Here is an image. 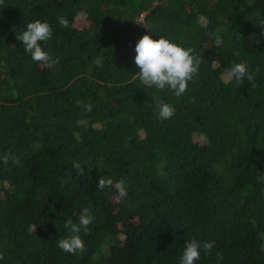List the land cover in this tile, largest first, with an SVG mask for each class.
<instances>
[{
  "label": "trees",
  "instance_id": "trees-1",
  "mask_svg": "<svg viewBox=\"0 0 264 264\" xmlns=\"http://www.w3.org/2000/svg\"><path fill=\"white\" fill-rule=\"evenodd\" d=\"M259 18L264 0H0V154L20 161L0 162V264H179L192 239L215 242L195 264H264ZM36 19L52 28L40 43L54 70L17 39ZM145 34L201 56L181 96L134 76ZM235 63L254 81L226 83ZM101 176L126 181L123 202L97 188ZM84 207L85 251L65 253L64 221Z\"/></svg>",
  "mask_w": 264,
  "mask_h": 264
},
{
  "label": "clouds",
  "instance_id": "clouds-1",
  "mask_svg": "<svg viewBox=\"0 0 264 264\" xmlns=\"http://www.w3.org/2000/svg\"><path fill=\"white\" fill-rule=\"evenodd\" d=\"M62 27H68V21L65 17L57 18ZM258 27L261 29V36H264V18H259ZM52 38V28L49 23L36 19L29 22L17 39L22 42L24 52L30 54L32 61L39 62L45 69H53L59 63V58H53L48 52L44 51L41 43ZM260 43L259 39L255 40ZM134 63L139 71L135 73L145 86H155L159 90L169 89L175 96L179 97L187 90L188 83L193 81L199 74V67L202 63L200 55L194 53L192 48H184L178 43H173L166 36H158L154 39L151 35L145 34L141 36L135 43ZM225 82H231L233 79L238 84H243L245 79L252 82L255 79V72L250 71L246 63H235L232 67L225 71ZM87 111H91V105L84 106ZM155 110L159 118L163 120L170 119L175 114V108L163 100L155 102ZM0 162L8 165L19 164V158L13 156L10 152L0 154ZM77 175H84V167L81 162L74 161L72 165ZM256 181L259 183L264 181V173H257ZM106 187H114L116 191L115 199L123 202L128 195V186L122 178L113 181L111 178L100 177L97 188L103 190ZM78 223H74L72 217H68L64 221V228L68 230L65 238L58 240L57 246L63 252L76 255L85 251V243L79 235L82 230L87 232V226L92 223L93 217L88 207L80 210ZM214 241H200L195 239L185 241L182 255L179 257V264H195L200 259V250L206 254H210ZM3 254H0V260ZM217 259H222V255L217 253Z\"/></svg>",
  "mask_w": 264,
  "mask_h": 264
},
{
  "label": "rangeland",
  "instance_id": "rangeland-1",
  "mask_svg": "<svg viewBox=\"0 0 264 264\" xmlns=\"http://www.w3.org/2000/svg\"><path fill=\"white\" fill-rule=\"evenodd\" d=\"M81 18H83V17H82V16H80V18H79V19H81ZM80 24H81V21H79L77 25H80Z\"/></svg>",
  "mask_w": 264,
  "mask_h": 264
}]
</instances>
